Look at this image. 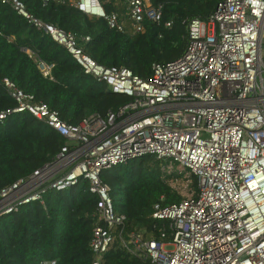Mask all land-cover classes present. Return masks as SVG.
Segmentation results:
<instances>
[{
    "label": "built area",
    "instance_id": "2783aa9c",
    "mask_svg": "<svg viewBox=\"0 0 264 264\" xmlns=\"http://www.w3.org/2000/svg\"><path fill=\"white\" fill-rule=\"evenodd\" d=\"M56 1L104 18L121 32L129 31L128 22L133 33L143 32L147 21L162 16L152 0H122L124 12L106 11L104 2L113 0ZM0 2L64 46L108 91L130 98L105 116L92 114L71 124L2 78L15 106L0 111V122L28 111L66 141L52 161L0 188V216L34 201L44 204L49 189L64 191L86 180L97 197L92 264L103 263L115 238L153 264H264V0H221L208 19L192 18L184 54L154 63L148 78L97 62L84 48L89 36L79 39L42 20L22 0ZM39 65L49 73L50 65ZM146 155L169 163L168 173L176 170L174 164L189 174L180 202L153 207L158 237L142 228L125 231L127 217L116 212L111 186L101 178L103 170ZM192 175L198 191L190 186Z\"/></svg>",
    "mask_w": 264,
    "mask_h": 264
},
{
    "label": "trees",
    "instance_id": "16d2710c",
    "mask_svg": "<svg viewBox=\"0 0 264 264\" xmlns=\"http://www.w3.org/2000/svg\"><path fill=\"white\" fill-rule=\"evenodd\" d=\"M22 1L42 20L75 33L79 39L89 36L84 48L97 62L127 67L148 78L154 63H166L184 54L188 22L196 17L208 19L221 0H152L162 7L161 20L147 21L145 31L139 33L130 28L126 32L110 28L104 18L89 16L67 2ZM104 6L107 12L124 9L114 0L104 2ZM40 62L51 66L48 74L42 71ZM4 77L32 93L36 101L57 110L71 124L92 114L105 116L130 100L108 91L105 84L85 74L64 46L36 29L10 5L0 2V111L15 106L1 82ZM65 141L28 111L8 115L0 122V188L52 161ZM160 162L146 155L101 172V178L111 186L116 212L127 217V233L142 228L144 234L158 237L153 229L154 205L183 199L172 185L182 175L178 170L168 173V163L160 167ZM76 186L69 192L49 189L44 204L34 201L22 205L17 212L0 216V264H38L50 259L57 264H92L90 241L97 220V197L89 191L88 181L81 180ZM190 186L198 191L193 175ZM158 224L163 225L162 221ZM102 264L153 263L132 255L115 238Z\"/></svg>",
    "mask_w": 264,
    "mask_h": 264
},
{
    "label": "rangeland",
    "instance_id": "374dc122",
    "mask_svg": "<svg viewBox=\"0 0 264 264\" xmlns=\"http://www.w3.org/2000/svg\"><path fill=\"white\" fill-rule=\"evenodd\" d=\"M123 6V8H125V5L123 4L122 5ZM129 23V22H128ZM128 28H130L131 29V27H130V23H129V25H128ZM166 161H161L160 162V167H165L164 166V163H165ZM167 163V162H166ZM168 165H169V163H168ZM167 168V167H166ZM173 169H176V170H178L179 172H182V176L181 177H179V178H177V179H174V181H173V186H175L178 190H179V192H181V193H187V187H186V185H185V178L186 177H188V173H187V171H185V170H183L181 167H179L178 165H174L173 164ZM76 188H79V185L78 186H76ZM70 187H67L66 189H65V191L66 192H69L70 191Z\"/></svg>",
    "mask_w": 264,
    "mask_h": 264
},
{
    "label": "crops",
    "instance_id": "0c3cea01",
    "mask_svg": "<svg viewBox=\"0 0 264 264\" xmlns=\"http://www.w3.org/2000/svg\"><path fill=\"white\" fill-rule=\"evenodd\" d=\"M116 3H118V6H122L124 3H123V1L122 0H114ZM124 10H125V8L123 9V11L122 12H124ZM129 25V23H127V26Z\"/></svg>",
    "mask_w": 264,
    "mask_h": 264
}]
</instances>
